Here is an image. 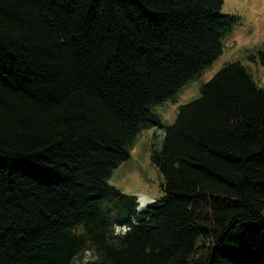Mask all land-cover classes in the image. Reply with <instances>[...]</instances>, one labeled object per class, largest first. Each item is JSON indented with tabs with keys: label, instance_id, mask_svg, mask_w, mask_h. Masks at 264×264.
I'll return each instance as SVG.
<instances>
[{
	"label": "trees",
	"instance_id": "16d2710c",
	"mask_svg": "<svg viewBox=\"0 0 264 264\" xmlns=\"http://www.w3.org/2000/svg\"><path fill=\"white\" fill-rule=\"evenodd\" d=\"M222 4L0 0V264H264V87L240 63L163 127L159 199L108 184L221 55Z\"/></svg>",
	"mask_w": 264,
	"mask_h": 264
},
{
	"label": "rangeland",
	"instance_id": "374dc122",
	"mask_svg": "<svg viewBox=\"0 0 264 264\" xmlns=\"http://www.w3.org/2000/svg\"><path fill=\"white\" fill-rule=\"evenodd\" d=\"M221 13L235 19V23L222 38L223 51L199 75L185 83L169 100L150 108L160 126L151 127L139 136L130 153L108 180V184L125 195H134L137 200V211L162 196L160 185L162 178L150 162L152 148L160 145L164 126L175 119L177 108L197 98L201 87L223 66L229 63H240L251 75L254 82L264 87L263 56L259 54L264 45V0H223ZM145 197L147 204L140 208L139 199ZM116 231H125L116 227Z\"/></svg>",
	"mask_w": 264,
	"mask_h": 264
},
{
	"label": "bare ground",
	"instance_id": "6f19581e",
	"mask_svg": "<svg viewBox=\"0 0 264 264\" xmlns=\"http://www.w3.org/2000/svg\"><path fill=\"white\" fill-rule=\"evenodd\" d=\"M147 199L145 197H141L139 199V203H140V208H143L146 204H147Z\"/></svg>",
	"mask_w": 264,
	"mask_h": 264
}]
</instances>
